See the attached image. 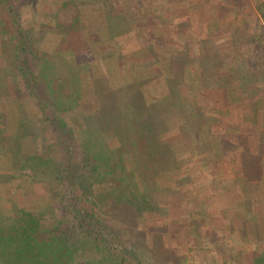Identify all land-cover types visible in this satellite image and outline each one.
I'll return each mask as SVG.
<instances>
[{
  "label": "trees",
  "instance_id": "obj_1",
  "mask_svg": "<svg viewBox=\"0 0 264 264\" xmlns=\"http://www.w3.org/2000/svg\"><path fill=\"white\" fill-rule=\"evenodd\" d=\"M18 1L0 0V75L3 77L0 88L6 84L13 89L20 97L13 106L25 105L28 117L35 120L38 112L47 122L44 127H49L53 139L51 142L42 140V148L30 141L25 151L23 146L19 149L11 146L16 147L13 154V148L6 142L10 140L7 109L0 106V169L5 170V173L0 172V182L14 179V174L6 172L8 169L20 171L32 167L36 175L33 178L40 179L47 188L45 199L27 201L25 196L14 195L9 199L10 209L0 212V264H134L130 259L133 261L136 251L130 248L138 244V240L129 235V226L117 225L113 230L106 217L111 213L117 217V222L134 223L143 206L146 207L144 202H148L146 192L155 189L175 168L171 144L163 141L159 133L168 130L164 125L170 115L177 121V128L185 129L192 141L196 139L195 145H211L213 150L208 153L215 168L226 146L236 145L237 141L229 134L235 136V132L245 126L249 135L252 121H258L257 131H264V72L248 76L205 75L208 65L215 61L209 53L204 56L210 44L201 41L170 44L165 38L168 27L165 24L169 23L170 16L165 1L61 0L57 11L73 8V19L66 25L57 16L51 28L35 22L37 11L32 12L33 22L28 24L22 8L33 0H20V7ZM96 18L102 25L92 24ZM159 27L162 30H158ZM116 49L123 52H114ZM91 51L104 64L106 61L111 64L112 55L124 62V54L130 52L135 58L126 60L127 64L143 70L142 77L147 78L155 71L152 74L159 79V91L166 92L159 98L162 105L146 112L151 114L150 118L148 114L147 118L140 117L143 112L137 100L127 101L119 95L112 99L108 92L107 101L100 95V89L110 91L106 76L103 75L104 80L96 76V81L99 80L96 83L93 79L98 74L95 64L76 59L80 52ZM258 56L252 59L249 54L246 60L254 66H264L263 56ZM7 66L10 70L3 73ZM86 77L94 87L92 99L109 103L108 107L99 108L91 127L85 122L90 112L76 109L84 97L81 87L84 88ZM209 77L218 87L212 91L217 100L211 106L214 116L211 115L213 124L207 123L209 132L213 133L215 125L227 128L223 137L205 140L202 139L201 117L210 113L197 98L206 93L204 98L210 96L206 88ZM251 81L257 82L251 83L253 90L248 88ZM239 83H243V88ZM240 99L248 104L234 106ZM29 101L34 103L35 112L28 111L26 103ZM131 101L134 105L129 106ZM126 106L129 107L125 109ZM120 109L131 119L129 123L126 121L125 128L133 120L136 134L141 132V135L127 139L120 135L122 129L117 127L121 121L104 123V116ZM239 119L247 125L239 124ZM159 120L161 125H157ZM18 132L15 127L11 134L18 135ZM262 142L256 137L247 139V145L258 143L260 148ZM61 153L65 155L63 160L68 161L66 167L60 161ZM7 162H10L9 168L5 167ZM67 178L69 183L65 185L63 179ZM21 189L26 193V188ZM80 254L87 257L79 259Z\"/></svg>",
  "mask_w": 264,
  "mask_h": 264
},
{
  "label": "rangeland",
  "instance_id": "obj_2",
  "mask_svg": "<svg viewBox=\"0 0 264 264\" xmlns=\"http://www.w3.org/2000/svg\"><path fill=\"white\" fill-rule=\"evenodd\" d=\"M60 2L61 0H33L32 4L26 2V6L22 8L26 22L28 24L32 23V12L35 13V11H37L35 14V22L37 23H45L51 28L55 25L54 20H57V16H59L58 19L61 22L69 25L74 16V9L61 8L59 11H57V4ZM165 2L167 7L171 4V0H165ZM19 3L20 0L18 1V5L20 7ZM148 12L150 13V11ZM94 16L96 15L94 14ZM166 16H169L168 12L166 13ZM167 19L170 23V17ZM92 24L102 25V22L100 19L96 18L95 21H92ZM159 29L162 30L161 27H159L158 30ZM174 38L175 41H177L176 37ZM100 52L103 53V48L100 49ZM114 52L119 53L123 51L116 49ZM190 53L192 54L193 50H190ZM124 57H126L125 61L121 62L118 61L115 55H112L109 58L111 64H109L108 61H106L104 64L100 60L98 61L96 53L91 51L87 53L80 52V54L76 56V59L78 62L89 61L95 64L98 74L96 73V75L93 76L94 78H92L96 83H99V80L96 81V76L102 78V80L105 78L107 79L110 91H108V89H104L103 91L100 89L99 91L100 95L104 96L105 100L109 101L108 92L110 93L112 99L119 95L121 98L123 97L127 101H129V99L137 100L143 112V116L140 117L142 119L144 117L147 118L146 116L148 114L150 118L151 114H146V112H148L151 108H156L162 105V102L159 100V98L163 96L166 91H159V89H161L159 79H157V76L152 74L155 71L150 73L147 78H144L142 77L143 70L127 64L126 60L129 58H135V56H131L130 52H127L124 54ZM8 70L10 69L7 66L3 73L7 72ZM103 75L106 77L104 78ZM88 79L90 78L86 77L84 79V88L81 87L82 92H84V97L77 103L76 109L79 111L84 110L90 112V115L86 118L85 122L89 123L91 127V122L96 121V114L99 112V108L102 105H106L108 107L109 103L105 100H100L97 102L96 100L94 101L92 99L95 91H93L94 87H92V81L89 83L87 82ZM0 80L3 81V77L1 75ZM155 81L156 83H154ZM97 86L98 84H96V87ZM0 91L2 92V95L0 96V106L6 108L8 113L7 124L9 126L8 135L10 136V140L6 142L10 143V149L14 146H17V149L23 146L22 149L25 151L28 149L27 146H29L28 144L31 143L30 141H35L33 142L34 145L38 143L37 145L42 148V140H50V142L52 141V132L49 127H44L47 122L42 119L38 112H36L37 119L34 120L33 118L28 117V115H26L24 112L25 105H20L19 107L18 105L13 106V103L16 102L20 97L14 93L10 86H7L6 84L1 86ZM206 94L204 96H207ZM201 96L202 97L197 98V101L205 107V110H207L208 113H210L201 117L202 119L200 118L201 121H203L202 129L204 130L202 139L208 140L215 139L217 137H223V134H225V130L227 128L225 125H220L219 127L215 125L213 127L215 128L213 133L209 132L207 123L209 122L213 124L212 117L214 116V111L211 107L206 105L204 96ZM23 100L24 98H22V102L24 103ZM111 102H113V100H111ZM119 103H122V105L125 104V102ZM143 104H146V107H143ZM26 105L28 106L29 112H35L36 107L34 108V103H32V101L27 102ZM132 105H134V103L131 101L129 106ZM129 106L124 108L127 109ZM129 117L130 116L127 112L120 109L113 111L112 114L104 116L103 119L106 125L121 121L117 126L119 127V130L122 129L120 135L129 139L141 135V132H137L136 134L133 120L131 121V125L128 128H125L126 121L129 123L131 120ZM151 120L153 121L154 119ZM167 121V125H164V127L168 130H163L162 128L163 133H159L162 136L161 138L163 141L171 144V152L173 153L172 155L175 162V168L171 171L168 177L163 178L160 183L156 185L155 189H150L146 192L148 202H144L146 207L143 206L142 210H144L141 211L134 223H129L128 221L129 225H127V222L125 223V221L122 223L117 222V217L111 213L107 215L106 221L111 226H113V230L116 229L117 225L121 226L122 228H124V225L126 227L129 226L131 231V234L129 235H133L135 241L138 240V244L130 248L136 251L133 261L130 259V261L134 264H211V261L213 260L216 262L217 260L219 261V252L216 251L215 254H211L212 252L204 251L202 247H209L210 232L215 231L218 228L221 229L222 227L219 226L220 222H222L220 211L223 210L224 207H231V205L235 203V199L233 197L234 193L232 190L228 191V193L220 194L219 191L217 192V187L215 190V188L211 187L209 183L215 185L216 174L217 177H219L220 174L226 175L227 169L225 170L223 168L224 165L222 164L216 165L214 168V166L211 165L212 163L209 164L211 159L209 160L206 156H203V151H205L204 153H207L213 150L210 144L203 147H198L195 145V142L197 143L196 139L193 138L194 145L191 147L193 141L188 137L187 131L182 127L177 128V121L172 119L171 115ZM157 125H161V122ZM15 127H18V135L11 134ZM111 127L115 126L112 125ZM36 130H38V132H36ZM6 142L5 145H7ZM29 149H32V147ZM55 149L60 150L58 147ZM179 149L182 150V152H180L181 154L178 153L179 151H177ZM15 151L16 147L12 149L13 154L16 153ZM27 152L31 153L32 150H28ZM228 153L229 151L226 150L225 152H222L220 157L226 161L234 157L233 155H228ZM29 157L31 159L32 156ZM61 157L62 158H60V161H63L64 167H66L68 161H64L65 155L62 153ZM27 163H29V161ZM75 163H79L78 157H76ZM5 167L9 168L10 162H7ZM241 167L243 168L242 165ZM231 169L228 170L231 173H234V170ZM32 170V167H25L20 171L11 169L6 170L8 174H14L15 177L11 182H7L6 180L4 182H0V212L4 211L6 213L7 210L10 209L9 199H11L14 195H22L23 197L25 196L24 199L27 201L46 198L45 196L47 188H45L40 179L38 180L37 177L33 178L36 175ZM0 172L5 173L3 167L0 169ZM233 175L237 177L236 173ZM26 176H29V179H25ZM186 179H188L187 182L185 181ZM240 179L242 178H239L238 180ZM196 180H198V182H196ZM63 181L64 184L67 185L69 183V178L63 179ZM202 182H204V184H194ZM22 187L26 188V193L24 194L22 193ZM74 190H76L75 192L78 193V187H75ZM194 192H197L195 197L193 195ZM69 199L70 198L68 197V200H66L67 203ZM192 213H195V216H202L203 213H209L210 217L195 220L192 218ZM108 217L110 219H108ZM193 226H196L195 229H193ZM197 227H199L200 233L204 234L205 237H201L199 239V243H197L195 246V243L193 244L192 242L198 235L195 233ZM224 254L225 252H223V255ZM84 256L85 254H80L78 257L79 259L87 257Z\"/></svg>",
  "mask_w": 264,
  "mask_h": 264
},
{
  "label": "crops",
  "instance_id": "obj_3",
  "mask_svg": "<svg viewBox=\"0 0 264 264\" xmlns=\"http://www.w3.org/2000/svg\"><path fill=\"white\" fill-rule=\"evenodd\" d=\"M168 7L170 23L165 24L168 26L165 38L170 44L177 41H201L210 44L205 49L207 53L205 52L204 56L209 53V57L215 61L208 65L209 70L207 64H204L207 70L205 75L217 73L225 76L228 74L248 76V74L264 72V66H254L253 62L248 63L246 60L249 54L252 59L259 58L258 54L264 58V0H171ZM254 52L256 57H253ZM242 57L245 58L243 62H241ZM251 83L257 84V82L248 83V88L253 90ZM211 84L209 77L206 88L210 90V96L205 98L208 107L214 106L217 100L212 91L217 90L218 87ZM242 85L243 83H239L243 88ZM243 104H248V101L236 100L233 105ZM241 122L239 119L238 123ZM257 122L252 121L249 135L245 126L240 132L236 131L235 136L230 135V138L237 141L236 145L228 144L223 152L229 150L228 155L234 157L228 161L220 157L218 165H224L223 168L227 169L226 175L215 176V185L209 183L215 190L217 187V192L219 191L220 194L232 190L235 199L231 207H224L220 211L222 222L219 226L222 227L210 232L209 247H202L204 251L212 252L211 254L219 252V261L213 260L211 264H264V131H257ZM253 137H256L260 143L261 139L263 140L261 148L258 143L256 146L254 143L247 145V139L252 140ZM231 149L235 150L230 151ZM177 151L182 152L180 149ZM204 152H202L203 156L210 160L209 153ZM210 161L209 164L212 163ZM228 169L234 170L237 177ZM239 178L242 179L238 180ZM194 184H204V182ZM196 193L194 192V197ZM209 217V213H203L202 216H195V213H192V218L195 220ZM195 227L193 226V229ZM195 233L200 235H197L192 242L196 246L199 239L205 236L200 233L199 227Z\"/></svg>",
  "mask_w": 264,
  "mask_h": 264
}]
</instances>
